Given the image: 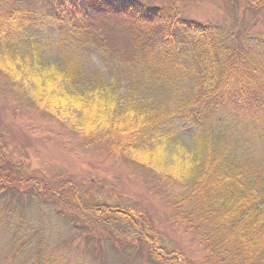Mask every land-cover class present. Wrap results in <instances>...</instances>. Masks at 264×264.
I'll return each mask as SVG.
<instances>
[{"label": "trees", "instance_id": "16d2710c", "mask_svg": "<svg viewBox=\"0 0 264 264\" xmlns=\"http://www.w3.org/2000/svg\"><path fill=\"white\" fill-rule=\"evenodd\" d=\"M37 1L59 26L72 25L77 36L88 27L105 29L110 22L126 20L156 32L152 40L164 62L183 52L193 55L200 70L192 93L175 103L134 95L121 104L119 91L103 74L84 78L72 61H66L65 68L41 59L37 63L10 46L36 12L32 0H22L21 9L16 1L11 7L8 0L0 12V75L11 80L22 73L25 84L34 85L30 101L35 112L65 124L78 144L105 162L150 173L165 185L171 221L193 234L205 251L198 264H264V38L232 33L231 40L220 25L186 18L176 4ZM231 1L254 14L264 10V0ZM114 57L124 70L133 69L137 60L133 54ZM177 121L197 129L195 147L183 164L169 168L165 146ZM21 177L0 143V196L19 192ZM64 188L51 196H61ZM33 190L32 199L43 203L44 194ZM70 192V205L79 210L75 191ZM113 206L100 200L87 216L91 226L100 227L82 229V239L91 242L93 250L118 264H139L140 257L150 264H179L163 254L156 226L143 211ZM38 240L44 241L39 242L32 264H68L46 258L48 237ZM138 249H147V254L139 255ZM180 256L184 264H195Z\"/></svg>", "mask_w": 264, "mask_h": 264}, {"label": "rangeland", "instance_id": "374dc122", "mask_svg": "<svg viewBox=\"0 0 264 264\" xmlns=\"http://www.w3.org/2000/svg\"><path fill=\"white\" fill-rule=\"evenodd\" d=\"M15 1L21 9L22 0H12L11 7ZM149 1L157 6L176 4L186 18L215 22L231 40L232 33L264 38V10L254 14L231 0ZM7 4L8 0H0V12ZM31 4L36 12L25 20L28 23L22 22L20 33L9 43L37 63L41 59L65 68L66 61H72L84 78L103 74L104 80L119 91L121 104L134 95L145 101L175 103L195 89L198 62L189 52L164 62L162 51L152 40L155 31L125 20L110 22L105 29L88 27L79 37L72 25L59 26L37 0ZM105 41L107 46L99 47ZM122 54L137 58L133 69L124 70L117 62L114 56ZM23 79L22 73L11 80L0 75V143L22 176L19 192L7 198L6 191L1 193L0 264H32L39 242L44 241L38 240L42 235L48 237L44 244L46 258L51 256L52 260L68 264H118L115 258L105 257L93 250L91 242L82 239L85 226L100 230L91 226L87 217L100 200L140 209L156 226L165 256L184 264L180 256L183 254L189 261L201 263L205 256L201 244L170 219L168 188L150 173L105 162L102 156L86 151L65 124L34 111L30 101L34 85L25 84ZM196 134L197 129L190 124L176 122L172 140L165 146L169 168L188 159ZM13 179L17 180L15 176ZM61 186H65L61 196L52 197ZM33 189L48 198L43 197V203L35 202L30 194ZM70 189L75 191L74 202L79 204V210L72 202L70 205ZM146 250L136 252L145 256ZM141 258L139 264H150Z\"/></svg>", "mask_w": 264, "mask_h": 264}]
</instances>
